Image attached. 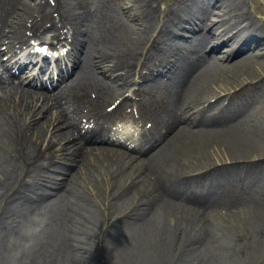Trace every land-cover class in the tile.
I'll return each mask as SVG.
<instances>
[{
  "label": "bare ground",
  "instance_id": "6f19581e",
  "mask_svg": "<svg viewBox=\"0 0 264 264\" xmlns=\"http://www.w3.org/2000/svg\"><path fill=\"white\" fill-rule=\"evenodd\" d=\"M161 1L94 0L89 9L94 7V12L104 17L98 25L99 33L89 24H82L80 18H71L60 10L65 26L70 25L74 32L77 55L74 54V79L65 87L60 86L49 102L46 96L41 97L21 84L0 83V205L17 200L29 209H53L55 221L69 233L64 238V249L58 246V250L62 258L70 251L72 259L67 260L72 263L79 254L82 256L80 264H97L103 259L100 246L87 237L86 228L91 232L98 226L95 222L101 208L96 201V209L93 201L81 193V189L77 190L78 177L84 170L103 168L114 188L119 181L126 184L127 177L135 179L118 198L113 197L112 205L121 208L123 216L120 221L113 218V223L136 226L134 231H129L150 240L148 260L153 258L151 264H158L156 259L166 245L174 244L182 251H191L205 236L203 221L209 212L201 208L196 192L190 197L186 192L182 194L181 199L187 202L184 207L160 199L164 185H169L174 195L179 193L175 188L176 173L194 169L205 174L210 172L199 180L216 192H225L227 188L218 178L222 174H236L252 160L264 164V35L242 16L241 8L247 7V0H191V4L178 11L173 6L164 11ZM205 3L218 9V19L211 20L212 10L204 11L201 7ZM83 8L87 10L86 5ZM36 11L31 0L23 1L12 25L18 39L25 21L33 19ZM193 18L199 21L198 30L189 37L183 33V24L195 22ZM34 23L37 24L36 19ZM144 57L149 60V66L145 65L149 76L142 74L143 67L139 63ZM100 67L103 76L98 72ZM159 67H162L160 72ZM156 70L157 76L154 75ZM135 75H139L143 87L151 92L150 100L153 93L161 91V97L169 102L165 120L168 133L174 131L172 135L162 138L164 142L160 147L146 153L149 156L142 160L116 149L93 147L101 136L74 137L79 127L77 119L71 115L80 111L79 97L88 99L90 92H96L100 99L108 102L122 96ZM162 76L169 81H162ZM170 83L171 95H168L163 89ZM236 89H240V93L230 94ZM219 90L228 95L220 98ZM246 93L247 98L240 97V103L235 106L233 101ZM212 98L208 109L201 111L204 104L200 102H209ZM38 100L44 105L39 106ZM64 105L69 107L64 108ZM196 123L201 126L190 129ZM49 133L52 134L49 140L70 143L73 148L62 146L60 151L66 150L63 155L68 153L69 156L55 163L50 151L53 141L47 145L44 142ZM17 161H24L34 174L33 167L52 171L57 176L47 185L35 176L20 188ZM151 167L158 177L159 188L147 178ZM198 181L189 180L187 185L198 186ZM137 187L142 193L133 190ZM89 195L101 198L99 186H94ZM131 195L138 201L126 216L125 205L129 204ZM51 196L54 199L45 202ZM204 200L211 209L207 198ZM247 201L249 199L244 197L236 200L239 210L235 214L245 213L249 217L248 224L262 226L264 208L251 209ZM16 212L8 208V213ZM153 213L158 216L151 223ZM39 253L45 264H54L42 248Z\"/></svg>",
  "mask_w": 264,
  "mask_h": 264
},
{
  "label": "rangeland",
  "instance_id": "374dc122",
  "mask_svg": "<svg viewBox=\"0 0 264 264\" xmlns=\"http://www.w3.org/2000/svg\"><path fill=\"white\" fill-rule=\"evenodd\" d=\"M73 1L69 0L70 4H65L64 7L66 9L70 8L71 11L79 15L81 10ZM252 1L256 2V0ZM53 2L58 3L59 6L63 5L62 0H48L49 8H51ZM170 2L171 0H169ZM259 2L264 8V0H259ZM88 20L93 26H96L95 21ZM101 20H103V17H101ZM237 102L238 99L235 100L236 104ZM51 136L49 133L47 140ZM60 153L59 151L55 152L56 155ZM16 166L17 182H19L18 186L20 188L35 176L40 179L55 176L46 169L37 170L33 167L36 171V174H34L30 170L31 167H26L24 161H17ZM262 171H264V166L259 168L255 164H250L247 168H242V172L232 175V178L229 175H223L225 179H228L230 190L223 194V198L220 197V201L226 203L224 205L228 207L218 206L216 211L215 209H212L213 211L207 210L209 213L206 214L203 221L205 236L203 241L197 244L194 249L182 251L174 244L166 245L164 251L156 259L158 264H264V223L262 226L248 224V221H246L249 219L248 215L245 213L235 214L239 210L235 205L236 200L241 197L249 199L247 202L250 203L251 209L263 210L264 178H259L264 176ZM182 173L181 171L179 176ZM108 175L103 168H97L92 171L84 170L82 176L78 177L79 186L77 190L82 189L83 191L80 192L89 196L96 209L98 207L96 201L101 208V212L96 216L97 222H95V225L98 224V226L91 232L86 228L87 237L93 239L96 246H100L101 252L99 253L103 259L98 260L97 264H136L137 262L151 264L153 258H150V262L148 260L150 240L144 235H137L129 231H134L136 226L130 225L127 227L125 224L123 227V225L119 226V223H113L114 219L120 221L123 218L120 214L121 208L112 205L115 202L113 197L118 198L130 185L134 184L135 179L127 177L126 184H123L122 180L118 182L120 184H117V188H114V184H111L108 180ZM146 175L149 181L156 183L157 175L153 172V167L149 169ZM94 186H99V194L101 193L99 199L96 196L92 198L89 195ZM179 186L184 188L185 183H181ZM133 190L142 193L141 188L137 187ZM168 198L165 193L161 194L162 200L168 201ZM51 199H54V196H51L45 202ZM128 201L129 204L125 205L127 206L124 211L125 215L130 211L133 204H137L138 200H135V197L131 195ZM8 208H11L12 211L17 210V212L15 214L8 213ZM157 216L156 213L151 214V223L157 220ZM36 217L47 220V224L39 233L34 232L37 227ZM153 231L154 228L150 233L151 238ZM67 234L69 233H66L62 227L60 228L55 221V213L51 208L33 207L29 209L28 206L17 200L9 201L5 206L0 205V264H45L40 259L39 250L41 248L52 257L54 264H80L82 263L80 254L72 263L67 260L72 259L70 251L66 253V258H62L58 250V246L64 249V238ZM128 251H131V254Z\"/></svg>",
  "mask_w": 264,
  "mask_h": 264
},
{
  "label": "clouds",
  "instance_id": "9594fccd",
  "mask_svg": "<svg viewBox=\"0 0 264 264\" xmlns=\"http://www.w3.org/2000/svg\"><path fill=\"white\" fill-rule=\"evenodd\" d=\"M35 219H36L37 227L34 229V232L39 233L47 224V220L39 217H36Z\"/></svg>",
  "mask_w": 264,
  "mask_h": 264
}]
</instances>
